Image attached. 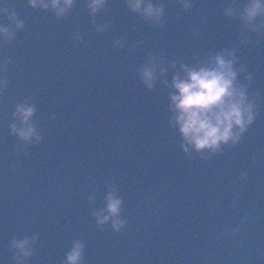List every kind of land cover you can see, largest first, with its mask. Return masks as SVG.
Here are the masks:
<instances>
[{"label":"water","instance_id":"95a60500","mask_svg":"<svg viewBox=\"0 0 264 264\" xmlns=\"http://www.w3.org/2000/svg\"><path fill=\"white\" fill-rule=\"evenodd\" d=\"M8 2L26 27L0 48V61L13 62L0 96V264H17L13 239L35 233L36 253L20 264H63L74 239L87 241L86 264H264V99L241 142L205 150L208 160L192 145L184 153L169 123L181 64L195 65L230 42L253 73L250 94L264 97V41L239 44V21L223 14L226 0H194L189 11L160 0L163 27L140 21L125 0H108L95 17L78 0L62 19L28 0ZM93 20L108 27L100 33ZM8 23L0 14V24ZM118 39L122 49L113 46ZM150 51L167 58L154 90L136 71ZM26 98L38 106L44 135L27 155L8 127ZM113 189L129 222L121 232L111 221L101 230L92 216L107 214Z\"/></svg>","mask_w":264,"mask_h":264},{"label":"clouds","instance_id":"9594fccd","mask_svg":"<svg viewBox=\"0 0 264 264\" xmlns=\"http://www.w3.org/2000/svg\"><path fill=\"white\" fill-rule=\"evenodd\" d=\"M61 2L63 6H61ZM78 0H51V6L45 0H28L33 8L48 10L55 14L57 19H62L72 11ZM108 0H85L89 14L95 17L105 8ZM128 10L135 13L142 22H147L153 27H163L167 22L166 4L160 0H125ZM183 11H189L194 7V0H178ZM0 14L7 17L8 24H0V48L6 46L17 38L19 31L26 27L25 21L20 18L15 5L4 0L0 4ZM225 17L238 20L237 40L239 44L251 45L264 41V0H226L223 7ZM181 13H176V19ZM203 19V18H202ZM100 33L108 27L107 24L97 25ZM193 32L200 35V29L194 28ZM252 33H256L255 40ZM83 35L77 33L75 40L83 41ZM114 47L122 49L124 44L118 39ZM237 44L230 42L228 46L219 50H209L204 53L207 59L198 61L189 66L182 63L183 72H177L171 81L170 87L175 91L170 93V111L173 115L169 123L173 128L178 127L183 139L180 147L184 153L189 152L188 145H192L204 160L211 159L204 155L205 150L217 154L223 151L224 146L229 148L239 144L250 125L256 119L259 104L258 99H264L259 90L249 92L253 81V73L248 71L247 65L239 62ZM199 55V54H197ZM166 56L148 52L145 61L138 65L140 82L149 90L156 88L158 76H163L168 69L162 65L166 62ZM13 63L11 57L0 61V96L9 86L7 78L8 65ZM239 65V67H237ZM172 68L176 62H171ZM159 70V71H158ZM246 73L244 80L239 77ZM165 85L169 84L167 78ZM38 106L27 98L15 104L12 112V122L8 125L10 133L23 142L25 155L30 146L38 145L44 140L40 121L36 118ZM55 119V114H53ZM19 122V126L18 123ZM192 159L191 156H188ZM255 159V157H253ZM15 170V165H13ZM105 209L94 210L92 216L96 218V224L101 230L111 221V229L121 232L128 225L127 218L123 215L124 198L113 189L106 197ZM39 240V233L33 236H25L23 239H13L12 243L20 251L13 259L20 264L21 258L27 260L36 253L35 244ZM87 241L74 239L71 248L65 253L63 264H86Z\"/></svg>","mask_w":264,"mask_h":264}]
</instances>
